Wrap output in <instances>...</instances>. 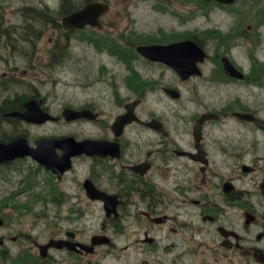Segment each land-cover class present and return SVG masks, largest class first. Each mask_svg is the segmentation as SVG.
Here are the masks:
<instances>
[{"label":"flooded vegetation","instance_id":"obj_1","mask_svg":"<svg viewBox=\"0 0 264 264\" xmlns=\"http://www.w3.org/2000/svg\"><path fill=\"white\" fill-rule=\"evenodd\" d=\"M107 3L110 8L100 18L101 27L86 25L79 29L94 27L107 34V43L117 49L103 53L114 59L111 63L123 65L125 72L107 70L110 80L106 82L101 98L92 95L84 105L65 106L61 114L54 113L46 105L47 97L36 82L17 89L19 86H14V81L31 71H39L41 66L52 68L61 64L66 57V50L62 48L70 47L73 40L68 32L78 28L58 27L65 34L49 36L40 45L39 52L31 53L27 67L23 68L14 65L10 60L11 53L7 52L13 45V37L0 34V63L5 66L0 68V120L32 126L61 125L64 120L75 124L90 123L97 129V134L79 137L75 133L31 134L22 127L0 136V142L9 143L22 136L33 147L39 139L65 137H74L78 142L89 140L105 144L100 149L89 148L90 151L74 154L70 167L62 173L48 169L30 156L0 162V167H9L21 175L19 182L22 185L26 180L33 181L34 187L40 192H48L53 201L76 196L63 184L74 176L78 164L85 170L87 167L84 166H89L88 174L77 184L87 201L102 204L103 232L95 233L87 240L82 239L77 230H66L62 236L52 238L69 241L75 249L50 248L48 256L42 259L50 256L51 249L85 258L105 245L124 253L136 248L149 253L150 258L136 264H180L184 253L200 250L211 253L215 264H264V86H259L264 85V66L253 59L252 66L255 67L249 71L245 69L226 49L225 34L220 35L214 29V34L205 35L213 28H204L199 34L188 27L182 36L173 34L162 41L158 38L157 41H135L132 31L129 35L121 34L118 47L115 45V28L110 26L123 19L129 4L125 0L117 3V20L114 15L105 18L111 13V4ZM244 32L240 27L233 28L229 36L234 38ZM216 34L222 38V45L211 49L209 37L214 38ZM42 39L43 35L39 42ZM189 39L203 48L206 56L198 63L202 74L187 79H182L171 66L151 60L137 50L138 45L171 44ZM5 56L6 61H2ZM224 60H229L241 77L230 75ZM141 63L150 67L167 66L174 70L180 83H158L152 77L141 79ZM104 65L103 68L107 67ZM194 78L206 81L191 83ZM253 82L255 86H249ZM158 93L167 102H182L190 111L183 118H175L181 124L176 128L181 130H174L171 117L156 109L143 113L148 99L156 107L162 99ZM33 99H39L43 111L53 118L43 123H30L13 114L25 112L26 103ZM192 104L196 106L193 111L189 108ZM65 108L87 109L89 117L67 120L63 115ZM124 115L130 121L121 125L118 119ZM64 151L61 146L55 148L58 156ZM35 175L43 180L37 181ZM87 185L95 191H88ZM31 187L27 183L21 193ZM74 190L78 187L74 186ZM97 192L106 199L93 198ZM76 198L81 200L79 196ZM117 236L124 239V244L117 243ZM96 237L108 242L94 245L92 252L86 251L84 246L92 245Z\"/></svg>","mask_w":264,"mask_h":264},{"label":"rangeland","instance_id":"obj_2","mask_svg":"<svg viewBox=\"0 0 264 264\" xmlns=\"http://www.w3.org/2000/svg\"><path fill=\"white\" fill-rule=\"evenodd\" d=\"M94 1L110 2L111 13L108 15L109 17H105L106 19L115 16L116 9L119 7L117 3L120 2V0ZM125 1L129 4L126 7L125 16L110 26V28H115V45L118 47H120L121 34L129 35L132 31L131 36L136 37L133 39L135 41L154 39L157 41V38L162 41L168 40L173 34L182 36L188 27L191 32H199V34L205 30L204 28H213L209 29L205 35L214 34L215 30L220 35L225 34L226 49L231 55L237 57L245 69L249 71L254 66V64L252 66L253 59L264 66V0H235L231 4L215 0ZM61 2L62 0H0V34H9L13 37V45L11 48H7V52L11 53L10 60L14 65L20 68L27 67V63L30 61L28 57L33 51L39 52L40 45L47 41L49 36L65 34L58 30V26L53 25L51 19L47 21L44 17L40 19L41 15L38 17L30 15L28 8H43L49 12L59 8ZM73 2L79 8L87 3L86 0H73ZM52 14L56 21L61 23L63 16ZM116 18L118 20L119 16ZM249 24L251 28L248 29ZM239 27L245 32L230 38L232 29H239ZM68 34L72 36L73 40L70 47L62 48L66 50V57L61 64L52 68L41 66L39 71H31L27 76L14 81V86H19L17 89H20L21 86H29V83L33 85L36 82L40 91L47 97L46 105L54 113L59 114L65 106L86 104L92 95L101 98L102 90L107 86L106 82L110 80V73L107 74V70L112 72L115 69L119 70V73L125 72L123 65L111 63L114 59L103 53L117 49V47L111 48L107 43V34L94 27L78 28ZM42 35L44 39L39 42V37ZM32 36L34 38H31ZM209 39L211 49L222 45V38L217 37V34L214 38L209 37ZM6 57L2 61H6ZM104 64L107 67L103 68ZM140 67L141 79L152 77L158 83H180L174 70L167 66L156 64L150 67L141 63ZM0 68H5L3 63H0ZM253 70L251 69V71ZM223 79L224 77L221 76V80ZM205 81L194 78L191 83L197 84ZM255 84L253 82L249 86H255ZM159 96L161 95L159 94ZM189 108L193 111L196 106L192 104ZM155 109L158 113L171 117L174 130H181L176 128L181 124L177 123L178 119L175 118L177 116L183 118L190 114L182 102H167L163 97L157 102L156 107H153V102L148 99L143 106V113L146 114ZM22 127L28 129L31 134L75 133L79 137L97 134V129L90 123L75 124L62 120L61 125L47 123L41 126H32V124L27 125V123L19 122L10 124L8 120L1 119L0 136L19 131L23 129ZM80 166L83 165H77L79 168L75 169L77 171L74 172V176L67 179L63 186L67 185L69 191L73 190L76 196L81 197V200L72 195L69 196V200L65 201L51 200L48 192H40L38 187H34L33 181L26 180L22 185L19 182L21 175L18 172L6 166L0 167V216L5 221L4 225L0 227V237L5 239L4 244L0 245V264H12L18 257L28 260L43 258L35 243H45L52 237L62 236L66 230H77L80 237L87 240L93 234L103 232L101 229L104 220L102 204L87 201L81 194V187L79 188L77 184L89 172L88 165L84 166L87 167L86 170ZM34 177L37 181L43 180L39 175ZM27 183L31 184V189L21 193ZM74 186L78 187L77 191L79 192L74 190ZM12 195L16 198L12 199ZM43 197L48 198L43 200ZM13 238L15 239L13 240ZM116 240L120 244L125 242L121 236H117ZM118 246L120 245L118 244ZM148 254L140 248L124 253L118 248L109 249L103 245L85 258L68 254L65 250L51 249L47 259H50L51 262L54 259L58 264H136L142 259L150 258ZM185 254L181 257L180 264H195L194 262L215 264L216 261L207 250H200L197 253L189 251V254Z\"/></svg>","mask_w":264,"mask_h":264},{"label":"water","instance_id":"obj_3","mask_svg":"<svg viewBox=\"0 0 264 264\" xmlns=\"http://www.w3.org/2000/svg\"><path fill=\"white\" fill-rule=\"evenodd\" d=\"M220 3L231 4L235 0H215ZM110 6L107 2L93 1L86 3L83 7L76 11L65 15L62 18V25L65 28H83L86 25L102 26L101 16L109 10ZM137 50L145 57L161 61L171 66L182 79H187L192 75H201L198 63L202 62L206 56L203 48L192 40H183L171 44H151V45H138ZM227 72L232 76L241 77V73L233 66L229 60H224ZM41 101L33 99L26 103L27 110L25 112H15L13 114L19 115L22 119L30 123H43L48 119H52L48 112L43 111L41 108ZM89 110H75L65 108L63 115L67 120L76 118L89 117ZM128 114V113H127ZM127 115L118 119V123L123 125L130 119L126 118ZM125 119V120H124ZM61 146L65 151L64 154L58 156L55 153V148ZM105 146L101 141L90 142L89 140L76 141L74 137H65L61 139H39L36 146L33 147L29 144L26 137H18L12 142H0V162L13 160L17 157L30 156L37 162L45 165L48 169L54 172L62 173L71 165V157L83 151H90L91 148H103ZM90 148V149H89ZM91 187V188H90ZM88 191H95L92 186H88ZM98 191V190H97ZM93 198H105L102 193L97 192ZM106 199V198H105ZM108 205H106L107 207ZM108 209V207H107ZM4 218L0 216V227L4 225ZM5 242L4 237H0V245ZM108 240H97L94 238L93 244L84 246L86 251L92 252L93 246L100 243H106ZM38 250L43 258L49 254L50 248H62L64 246L69 249H75V245L69 241L51 238L47 243H38Z\"/></svg>","mask_w":264,"mask_h":264},{"label":"trees","instance_id":"obj_4","mask_svg":"<svg viewBox=\"0 0 264 264\" xmlns=\"http://www.w3.org/2000/svg\"><path fill=\"white\" fill-rule=\"evenodd\" d=\"M94 0H86V2H91ZM77 9H79V6L76 5V3L73 2V0H62L61 5L59 8H56L53 11H47L46 9L43 8H28V13L32 16L38 17L41 15L40 19H42V17L45 18V20L50 21V19L52 20L51 22L53 23L54 26H58V27H62V24L60 22H57L54 14L52 13H56L57 15L60 16H65L67 14H70L74 11H76ZM5 255V251L3 253ZM7 254V252H6ZM5 258V257H4ZM50 260V259H49ZM48 259H42L41 257L37 258V259H32V260H28L26 258L21 259L20 257L16 258L12 264H55L54 261L51 262V260L49 261Z\"/></svg>","mask_w":264,"mask_h":264}]
</instances>
